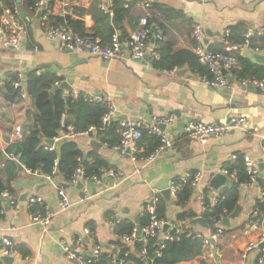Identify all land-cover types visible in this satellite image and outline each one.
Segmentation results:
<instances>
[{
    "label": "crops",
    "instance_id": "obj_1",
    "mask_svg": "<svg viewBox=\"0 0 264 264\" xmlns=\"http://www.w3.org/2000/svg\"><path fill=\"white\" fill-rule=\"evenodd\" d=\"M67 1L73 7L71 17L83 22L87 32H93L95 20L90 9L96 0ZM142 1L166 5L179 12L171 16L157 13L164 33L163 40L169 43V47L176 49H194L190 29L197 20L205 26V43L209 45L221 42L225 30L238 22L246 23L250 28H264V0H141L134 4L132 15L124 21L123 31L127 34L138 27L141 17L146 13ZM37 12L31 15L27 13L33 36L23 24L21 50L0 51V174L4 162L11 159L7 148L20 139L14 132L15 127L22 125L24 134L28 132L34 114L31 99L14 104L5 99L4 86L9 75L19 72L26 79L31 70L51 71L60 76L62 81H67L73 88L72 92L104 95L116 106L115 118L121 115H128L129 119L144 118L149 107L154 116L173 115L174 124L165 130L174 140V145L166 149L155 163L142 168L139 174L131 175L136 167L142 165V158L134 164L128 154L103 143L96 132H93V136L86 133L75 136L73 139L84 154L91 151L98 153L120 177L118 182L108 177L101 184L94 180L87 181L83 188L68 184L65 190L72 206L67 210H60L58 206L59 196L55 185L64 182L60 176H56L52 183L42 175L18 167L12 185L16 189L20 212L7 208L4 213H0V248L1 239L7 236L15 245H25L30 255L24 257L18 252L12 264H71L59 241H69L74 235L85 236L86 243L81 248L86 253L91 252L96 244L113 251L116 243L119 245V238L108 221L118 217L132 220L139 218L145 212L154 189L168 188L174 178L195 172L200 175V182L187 208L200 213L205 187H210L209 182L216 173H222L232 155L247 156L260 167L261 161H264V94L254 88H241L235 92L212 88L188 68H184L187 69L186 73H181L182 69L166 73L155 68L145 58L104 60L61 50L46 37L36 17ZM31 38H34L33 42ZM151 45L150 41L149 49ZM229 116H246L251 128L247 131L231 130L206 142L192 141L184 134V125L189 120L218 124ZM93 139L101 143L97 150L91 146ZM140 149L144 151L142 147ZM261 176L264 177V172ZM222 187L219 190L211 188V198L218 197ZM84 188L91 193L87 201L80 200ZM260 190L258 183L249 188L241 186L239 205L242 210L239 216L231 219L230 227H225L227 231L213 244L210 243L199 259L182 264H257L256 251L247 258L242 254L243 249L250 242L257 241L262 233L261 225L253 216ZM36 195L42 196L54 213L48 232H44L40 224L32 223L27 202ZM110 210L114 213L112 219L105 216ZM181 210L172 200L169 218L174 222ZM250 222L257 226L252 227ZM89 223L94 225L92 236L95 239L85 232L90 227ZM191 229L202 233L204 237L211 234L209 229L199 225ZM0 264L4 263L0 260ZM127 264L134 263L129 261Z\"/></svg>",
    "mask_w": 264,
    "mask_h": 264
},
{
    "label": "trees",
    "instance_id": "obj_2",
    "mask_svg": "<svg viewBox=\"0 0 264 264\" xmlns=\"http://www.w3.org/2000/svg\"><path fill=\"white\" fill-rule=\"evenodd\" d=\"M22 1V5L29 15L36 13V3L38 0ZM139 1L141 0H113L114 15L113 18H111L100 10L99 4L101 0H96L90 9L95 20L92 33L104 40H108L116 29L121 33V38L127 36V33L123 31L124 21L132 15L134 4H137ZM127 2L129 6L125 7ZM15 7H19L16 0H0V26H3L2 19L5 11L8 8L14 9ZM159 12L166 16L179 13L166 5L150 3L149 7L146 9V13L142 17L149 14V24L157 23L159 25L157 14ZM18 20L26 25L28 33L33 36L31 22L21 18L19 14ZM54 22L58 25L67 22L74 32L80 34L87 33L83 22L74 20L71 16H67L66 18L54 16ZM249 28L250 27L246 25V23L238 22L228 28L230 31L229 36L223 35L221 42L215 45L207 44V47L217 53H222L224 52L225 40L235 44H242ZM31 39L33 42L34 38ZM159 45L160 59L151 61L155 68L162 71L188 68L199 77L210 75L207 67L200 63L194 50L169 47V43L165 42V40L160 41ZM256 47L264 49V34L251 39L250 49L253 50ZM236 56L240 66L231 71V75L236 81L243 79H264V64L252 58L251 52L244 54H242L241 51L236 52ZM17 79L18 73L9 75L4 86V96L10 104L23 100L20 89L15 88L13 85V82ZM61 81L62 78L51 71L31 70L28 72L25 79V91L34 105L31 127L30 130L24 134L23 138L11 144L6 152L10 156L15 155L18 161L29 171L33 173L38 172L42 176H51L52 179L56 176H60L65 183L70 182L74 173L79 168L84 169L85 179L88 181H92L94 177L102 178L103 171L111 169L109 163L96 152L91 151L87 155L84 154L73 138H63L59 142H56L54 150L46 148L45 140L49 139L55 141L57 138L62 137V133L70 132L75 134L88 133L91 136L94 135L93 132H96L99 134L98 136L103 143L112 147L119 144L121 140L119 120H113L104 130L102 129V118L109 112V105L107 102H87L83 98L84 94L79 92L77 98H74L73 94H71L70 100L67 103L64 90L56 85V83H61ZM51 93H54L53 100L51 99ZM91 127H95V131L91 132ZM138 145L144 150L141 152L139 158H144L160 147L161 138L155 134L145 132L139 140ZM92 159L93 161H91ZM224 168L228 170L229 175L235 174L237 182L240 185L250 179L246 171L244 158L241 154H238V158L235 161L227 162ZM17 169L18 163L16 160L11 158L4 162L2 173L0 174V193L9 190V192L16 197V189L13 187L12 182L17 177ZM195 174L196 173L193 172L192 177ZM175 182L179 184L178 180ZM257 183L261 186V184L264 183V177L260 175ZM222 188L223 190L217 197L216 204L211 206V187H205L202 199L208 207L203 213H199L187 208L196 190L192 185V179L181 183L177 198L174 200L175 205L182 209L181 212L176 214V220L174 222L186 220L183 229L184 232L179 234L180 239L174 241H161L158 238H152L147 243L143 240H138L131 245L126 244L124 246L117 245L116 243L115 246H117L119 257L125 258L127 263L132 261L134 264H182L199 259L205 253L208 245L205 244V237L202 233L192 231L191 228H194V225L191 224V220L202 216L210 226V233L214 234L217 232L214 221H220L228 217L239 205L240 188L234 186H224ZM1 208L2 199L0 197V209ZM39 208L42 207L37 206L36 208H31L30 211L34 212ZM255 208L256 210L258 209L259 212L256 219H262L264 205L256 201ZM168 211L169 206L162 197L157 204V216L159 219L173 224L174 222L168 216ZM113 214L114 213L110 210L105 213V216L108 219H112ZM149 223L150 214L148 210L145 209V212L138 218V221L129 218H121L114 227V231L119 237V235L131 234L133 230L138 227L143 229L148 226ZM88 225L90 226L88 227L90 230L88 236L94 238V236H92L95 232L94 225L92 223ZM225 231H227V229ZM168 232L174 234L175 230L170 228ZM139 238L142 239L143 235ZM143 248L147 249V254L145 256L141 254ZM15 249L24 257L30 255V251L25 245L16 244ZM112 253V251L109 252L106 250L105 253L92 264H115ZM125 254L127 255L125 256Z\"/></svg>",
    "mask_w": 264,
    "mask_h": 264
},
{
    "label": "built area",
    "instance_id": "obj_3",
    "mask_svg": "<svg viewBox=\"0 0 264 264\" xmlns=\"http://www.w3.org/2000/svg\"><path fill=\"white\" fill-rule=\"evenodd\" d=\"M129 1V0H128ZM151 2L142 1V5L145 9L149 7ZM128 2L125 4V7H128ZM100 10L109 17L113 18V0H101L99 4ZM36 10H42V16L40 19L42 30L45 33L46 37L52 42L56 43L61 50H67L74 54L92 56L101 58L104 60H141L145 57L146 53L150 54V62L153 60L160 59L159 53V42L164 39L163 30L157 23L149 24L150 15L147 14L140 19L138 27L129 32L127 36L121 38V33L115 29L113 34L108 40H104L101 37L94 35L92 32H87L84 34L74 32L67 22H63L58 25L54 22V16H59L61 18H66L73 14V7L67 0H38L36 3ZM19 7L14 9L8 8L3 16L2 22L3 26H0V51L16 49L21 50L23 44V31L24 25L18 20ZM229 29L225 30L224 35L229 36ZM264 34V28L262 27H252L249 28L245 34V40L242 44L231 43L228 40L224 41V52L217 53L213 50L208 49L207 44L205 43V26L202 21L197 20L191 25V38L195 43L194 52L198 56L200 63L207 67L210 75H204L200 77L201 81L212 88L229 90L235 92L238 89L247 90L249 86H252L255 90H258L264 94V79H243L236 81L233 78V81H230L227 76L223 73V70H226L230 76L231 71L240 66L236 52H251L254 54H264V49L256 47L255 49L251 48V39L256 36H261ZM150 41L152 42L151 49H149ZM177 69L173 70L176 71ZM173 71L164 70L166 73ZM15 88L20 89L21 97L24 101L28 100L29 97L25 91V76L19 72L18 79L13 82ZM59 85V83H56ZM73 97H78V92H72ZM84 100L87 102H107L109 105V112L104 115L102 118V129L104 130L110 122L115 120L116 106L110 100V98L100 95V94H84ZM175 117L173 115L167 116H154L151 122L147 121L144 118H127L119 119L121 140L119 144L114 146V148L122 153L129 155L130 160L136 164L141 154L140 146L138 145L139 140L142 138L145 132L149 134H155L161 138L160 147L149 156L142 158V165L136 167L131 175L139 174L145 166L153 164L156 160L166 151V149L171 148L174 145V140L169 136L166 130H162L160 125H165L166 127L174 124ZM251 128L250 120L246 116H229L225 121L218 124H207L200 121L189 120L184 125V134L185 136L196 142H206L212 137H221L231 130L242 129L249 130ZM90 131H95V127H91ZM14 132L19 140L23 138L24 130L22 125L15 127ZM84 134V133H81ZM88 134V133H86ZM80 134L75 133H62L61 138H57L54 141L53 146L46 145V148L49 150H54L56 147V142H59L63 138H74ZM12 159H18L15 155L10 156ZM231 161H235L238 156L232 155ZM244 164L248 176L250 177L249 181L244 182L243 187L249 188L252 185L258 182V178L261 175V170L259 165L256 162L251 160L249 157L244 156ZM222 173L226 176H230V179L236 180L235 174L229 175L228 170L223 168ZM38 175V172H35ZM41 176V175H40ZM115 179L117 182L119 180V173L113 169L103 171V177L97 178L94 177L93 180L97 183H102L104 178ZM46 181L52 182L53 179L51 176H43ZM192 179V185L197 188L200 182V175L195 174L192 177V174H188L185 177H177L171 181L170 186L168 187L171 192L172 200L177 198V193L180 188L181 183L184 181ZM176 180L179 181V184H176ZM79 181L87 182L85 179V172L83 168L77 169L74 173L72 179L68 184L76 185ZM59 199L58 206L60 210H67L72 206L65 188L61 185H55ZM261 190L257 199V202L264 205V183L260 186ZM163 189H154L151 198L148 200L146 208L150 214V223L148 226L142 229V233L139 235L138 228L134 229L131 234L119 235V240L125 244H133L138 240H143L145 243L149 242L152 238H158L161 241L163 240H179V234L184 232V227L186 220L177 222L176 224H171L165 220L159 219L156 213L157 204L163 197ZM2 199V208L0 213H4L8 205L9 208L13 209L16 213L20 212V204L17 201V198L14 197L9 190H5L0 193ZM91 198V193L89 189L84 188L83 197L81 201H87ZM217 202V197L212 198L211 206L215 205ZM41 206L31 212L32 223L40 224L44 232L49 231V226L52 223L54 213L45 203L42 196L36 195L30 197L27 202V207L30 210L31 208H36ZM207 205L202 201L201 212L203 213L207 209ZM259 215L258 209H254L253 216L257 218ZM121 220L120 217L115 220H109V226L114 229L116 224ZM257 223L262 227V233L260 238L255 242H250L244 249L242 256L247 258L251 252L256 251V263L264 264V214L262 219H256ZM189 222V220H188ZM217 228V232L210 234L209 237L204 238L206 245L210 244V239L217 240L221 236L225 227L222 224V220L214 221ZM252 227H256L257 224L250 222ZM165 225H168V229H174L175 233H169L168 230L164 232ZM256 225V226H255ZM15 230L14 228H11ZM87 236L90 234L89 228L85 230ZM143 235V238L139 237ZM86 243L85 236H76L74 235L69 241L60 240L59 244L71 264H92L96 262L99 257L105 253L107 250L103 245L96 244L91 250L90 254H87L82 250V246ZM262 245V247H261ZM111 252V251H109ZM113 261L115 264H127L125 258L119 257L117 246L114 247L112 251ZM18 254V251L15 249L14 242L7 236L1 239V256H15ZM142 256L147 254V249L143 248L141 251ZM127 254H125L126 256ZM212 256V254H210Z\"/></svg>",
    "mask_w": 264,
    "mask_h": 264
},
{
    "label": "water",
    "instance_id": "obj_4",
    "mask_svg": "<svg viewBox=\"0 0 264 264\" xmlns=\"http://www.w3.org/2000/svg\"><path fill=\"white\" fill-rule=\"evenodd\" d=\"M16 2L19 5V15H20V17L30 21V18L27 15V11L24 9V7L22 5L23 1L22 0H16ZM41 16H42V10H38L36 17L40 20ZM40 33H42V32L40 31ZM242 54H244V52H242ZM144 58L149 60V58H150L149 52L146 53ZM252 58H254L259 63L264 64V55L252 53ZM186 72H187V69H182L181 70V73H186ZM223 73L227 76V78L230 81H233V77L230 76L226 70H223ZM58 87L63 89V90H65V93H66L65 94V100L68 103L69 100H70V95L72 94V91H73L72 86L67 81H62L59 84ZM249 88L252 89L253 87L249 86ZM51 99L52 100L54 99V93H51ZM127 118H129L128 115H121L119 118H114V119H127ZM152 118H153V110H152V108L149 107L148 113L144 116V119H146L147 121L151 122ZM160 128L162 130H165L166 126L162 124V125H160ZM45 143L48 146H53L54 145V140L47 139V140H45ZM100 145H101V143L98 142L95 139H93L91 141V146L95 150H97V148ZM18 167H19V169H23L24 168V166L20 162H18ZM260 170H261V175H263V172H264V161L263 160L261 161V164H260ZM38 175H41V174L38 173ZM209 185L214 190H219V188L222 187V186H234V187H237V188H241L240 184L236 180H232V179L228 178L226 175H224L222 173H216L212 177V179L210 180ZM61 186L63 188H66V187H68V183L62 182ZM77 187L83 188L84 187V183L82 181H79L78 184H77ZM162 195H163V198L165 199V201L167 202V204L169 206L172 205V198H171L170 189L169 188L163 189L162 190ZM212 197H214V195ZM5 206L7 208H9L8 205H5ZM241 210H242V206L238 205L236 207V209L228 217L223 218V220H222L223 226L226 227V228H229L230 225H231V223H230L231 219H234V218L238 217L240 212H241ZM135 221H138V217H136ZM191 224L199 225V226H201V227H203L205 229H209L210 228L209 224H207L206 220L202 216H199V217L194 218L193 220H191ZM168 228H169V226L165 225L164 232H166L168 230ZM138 233H139V235L142 233V228L141 227H138ZM210 243H212V244L214 243L212 238L210 239ZM118 244L120 246L126 245L124 242H122L120 240H118ZM261 247H262V245H261ZM90 253L91 252H89V254ZM0 260L4 264H12L13 261H14V257L13 256H0Z\"/></svg>",
    "mask_w": 264,
    "mask_h": 264
},
{
    "label": "bare ground",
    "instance_id": "obj_5",
    "mask_svg": "<svg viewBox=\"0 0 264 264\" xmlns=\"http://www.w3.org/2000/svg\"><path fill=\"white\" fill-rule=\"evenodd\" d=\"M60 84V83H59ZM59 86V85H58Z\"/></svg>",
    "mask_w": 264,
    "mask_h": 264
}]
</instances>
